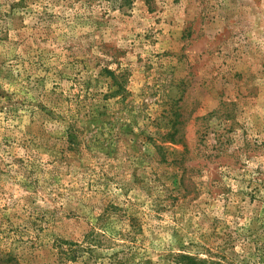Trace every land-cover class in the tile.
<instances>
[{"label": "rangeland", "instance_id": "1", "mask_svg": "<svg viewBox=\"0 0 264 264\" xmlns=\"http://www.w3.org/2000/svg\"><path fill=\"white\" fill-rule=\"evenodd\" d=\"M0 264H264V0H0Z\"/></svg>", "mask_w": 264, "mask_h": 264}]
</instances>
